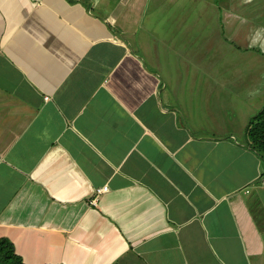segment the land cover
I'll return each mask as SVG.
<instances>
[{"label":"crops","instance_id":"1","mask_svg":"<svg viewBox=\"0 0 264 264\" xmlns=\"http://www.w3.org/2000/svg\"><path fill=\"white\" fill-rule=\"evenodd\" d=\"M250 1L0 0V239L25 264H264L263 59L230 56Z\"/></svg>","mask_w":264,"mask_h":264},{"label":"rangeland","instance_id":"2","mask_svg":"<svg viewBox=\"0 0 264 264\" xmlns=\"http://www.w3.org/2000/svg\"><path fill=\"white\" fill-rule=\"evenodd\" d=\"M247 2H243L239 4V7H241V9H247L249 12L247 13V15H244L242 17V20L246 23V26H248V33H247V39H242L241 43H238V47H236L237 49H240V53H232L230 56L232 59L234 58H242L244 57L243 55H247V57L250 59L253 55V57H256V54H252V53H258L263 61V73H264V15H262V17H260L259 13L256 14V11H260L262 9H264V0H251L249 3ZM234 19H233V24H234ZM236 24V23H235ZM262 32V38L259 40H255V37H258ZM244 34V33H243ZM258 43H257V42ZM229 57V54H226V58ZM250 60H246V61H240V66H244V67H250ZM234 64V61H233ZM254 65V63H253ZM235 66V65H234ZM234 69V67H233Z\"/></svg>","mask_w":264,"mask_h":264},{"label":"trees","instance_id":"3","mask_svg":"<svg viewBox=\"0 0 264 264\" xmlns=\"http://www.w3.org/2000/svg\"><path fill=\"white\" fill-rule=\"evenodd\" d=\"M245 135L247 145L264 160V107L251 118ZM0 264H25L8 239H0Z\"/></svg>","mask_w":264,"mask_h":264},{"label":"built area","instance_id":"4","mask_svg":"<svg viewBox=\"0 0 264 264\" xmlns=\"http://www.w3.org/2000/svg\"><path fill=\"white\" fill-rule=\"evenodd\" d=\"M108 187H103L102 189L98 190V192L96 193L97 195H100L101 193H104L105 191H107ZM96 202V198L93 199V203Z\"/></svg>","mask_w":264,"mask_h":264}]
</instances>
